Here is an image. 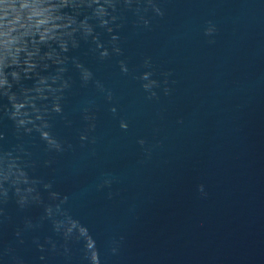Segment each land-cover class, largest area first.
<instances>
[{
	"label": "water",
	"instance_id": "water-1",
	"mask_svg": "<svg viewBox=\"0 0 264 264\" xmlns=\"http://www.w3.org/2000/svg\"><path fill=\"white\" fill-rule=\"evenodd\" d=\"M0 264H264V0H0Z\"/></svg>",
	"mask_w": 264,
	"mask_h": 264
}]
</instances>
